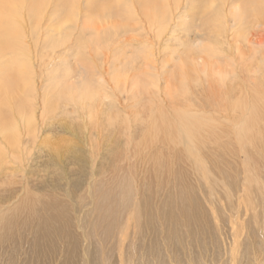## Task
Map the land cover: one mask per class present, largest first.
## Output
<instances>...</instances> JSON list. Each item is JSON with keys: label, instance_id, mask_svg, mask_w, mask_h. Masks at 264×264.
Returning a JSON list of instances; mask_svg holds the SVG:
<instances>
[{"label": "rangeland", "instance_id": "obj_1", "mask_svg": "<svg viewBox=\"0 0 264 264\" xmlns=\"http://www.w3.org/2000/svg\"><path fill=\"white\" fill-rule=\"evenodd\" d=\"M152 1L0 0V264H264V25Z\"/></svg>", "mask_w": 264, "mask_h": 264}, {"label": "bare ground", "instance_id": "obj_2", "mask_svg": "<svg viewBox=\"0 0 264 264\" xmlns=\"http://www.w3.org/2000/svg\"><path fill=\"white\" fill-rule=\"evenodd\" d=\"M5 1H11V2H14V0H5ZM27 3H30L31 4V6H32V8H30L29 6H26V8L27 9H29L32 13H34V12H36L37 11V8L33 5V2H32V0H25ZM143 2H145L144 3V5H142V8L144 9V11H146L145 9H147V10H149V9H151V7H152V5H153V1L151 0H142ZM147 1H148V3H147ZM238 1V0H237ZM244 0H242V3L241 4H243V5H241V6H243V7H241V9H242V11L240 12V14H235L236 15V19H239L240 21H245L246 19H245V17L247 16H249L248 14H249V8H251L250 10H252L253 12H254V16L256 17V23L257 24H262V25H264V0H259V1H261V2H259L258 0H246V1H244ZM93 3H94V1H92ZM92 2L90 1V3L88 4V6L89 7H91V6H93L94 4H92ZM147 3V4H146ZM238 4V3H237ZM63 6H64V8H66L67 7V5H65V1L63 2ZM141 8V9H142ZM196 8V7H195ZM199 8V7H198ZM1 9H2V7L0 6V57L1 56H4V55H7V52H9V45H8V41L6 40V38H7V33H6V30L5 29H3V28H5L8 24H11L12 25V27L14 28V30L17 28L16 26H14V25H16V24H20V22H19V18H18V16H17V13H14L13 14V16H12V18H11V20H10V23L8 22V21H2V16H3V12L1 11ZM142 9V10H143ZM240 9V10H241ZM147 12V11H146ZM39 15H40V13H39ZM39 15L37 16V17H35L34 19L35 20H37L38 18H39ZM237 15H239V16H237ZM31 17V16H30ZM41 17V16H40ZM31 18H33V17H31ZM225 18V17H224ZM34 20V21H35ZM39 20V19H38ZM250 20V23H251V18L249 19ZM248 20V21H249ZM40 21V20H39ZM226 21V20H225ZM36 22V21H35ZM254 22V21H253ZM235 23H236V21H235ZM209 27V26H208ZM237 27V26H236ZM256 28H258V27H256ZM205 29V28H204ZM256 30V29H255ZM260 31V30H259ZM226 32V31H225ZM258 33V32H257ZM256 33V34H257ZM261 33V32H260ZM8 34H9V32H8ZM231 37V36H230ZM262 37V36H261ZM264 37V36H263ZM249 39V38H248ZM254 39V38H253ZM231 40H232V38H231ZM252 40V39H251ZM264 40V39H263ZM255 42V41H254ZM253 43V42H252ZM261 43H262V41H261ZM148 44V43H147ZM175 46V45H174ZM259 46V45H258ZM243 47V46H242ZM262 47V46H261ZM260 47V48H261ZM249 50V49H248ZM209 51V50H208ZM254 51H257V50H255L254 49ZM235 52V51H234ZM254 53V52H253ZM257 53V52H256ZM255 53V54H256ZM255 54H254V56H255ZM242 55H243V52H242ZM245 55V54H244ZM248 55V54H247ZM247 55H245V56H247ZM252 55V54H251ZM232 56H233V54H232ZM248 56H250V54L248 55ZM240 57V56H239ZM252 57H253V55H252ZM244 57H242V59H243ZM250 58H251V56H250ZM254 59V58H253ZM262 67H263V65H262ZM0 83H3L2 81L0 82ZM17 85V84H16ZM24 88V87H23ZM1 86H0V91H1ZM25 89V88H24ZM22 90V89H21ZM20 92V91H19ZM22 92V91H21ZM25 92V91H24ZM23 92V93H24ZM27 92V91H26ZM99 92V91H98ZM18 93V92H17ZM28 94L30 95V92H28ZM22 95V94H21ZM22 96H25V95H22ZM5 97V96H4ZM7 98H9V96H7ZM30 98H32L31 96H30ZM26 99L27 98H25V101H24V98H23V100H22V103L18 106L19 107V110L16 108V111L19 113V112H21V114L19 115L20 116V118L21 119H23V120H25V121H28V123H29V125L27 124V122H23V123H26V127L28 128V131H30V132H32V124L33 123H31V122H33L32 120H33V110H31V104H29L31 101L30 100H27V101H30V102H26ZM93 100V99H92ZM7 101H8V99L7 100H4V103H6L7 104ZM13 102V101H12ZM26 102V103H25ZM2 103V102H1ZM8 103H9V101H8ZM11 103V102H10ZM9 105V104H8ZM14 105V104H13ZM15 106V105H14ZM0 107H2V105L0 104ZM10 107H12V106H10ZM9 107V108H10ZM11 110H13V107L12 108H10ZM22 116H24V118L22 117ZM2 126L5 128L6 127V125H5V123H3L2 122V124L0 125V130H3L2 129ZM36 130V129H35ZM34 131V130H33ZM0 133L3 135L4 133H3V131H0ZM2 138V137H1ZM4 138V137H3ZM5 138H6V141H11V142H13V139H10L9 140V134H8V130L6 129L5 130ZM3 144V143H2ZM233 241H234V239H233ZM226 248V247H225ZM235 251V250H234ZM223 252V251H222ZM223 254V253H222Z\"/></svg>", "mask_w": 264, "mask_h": 264}]
</instances>
